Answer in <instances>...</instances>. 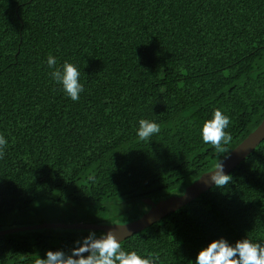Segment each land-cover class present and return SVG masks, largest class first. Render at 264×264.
<instances>
[{
    "label": "trees",
    "instance_id": "obj_1",
    "mask_svg": "<svg viewBox=\"0 0 264 264\" xmlns=\"http://www.w3.org/2000/svg\"><path fill=\"white\" fill-rule=\"evenodd\" d=\"M50 55L80 70L78 101L51 80ZM215 109L230 118L224 153L199 135ZM263 118L264 0H0V229L147 210ZM140 119L160 133L138 141ZM227 174L122 248L193 264L212 240L264 242V139ZM89 231L0 235V264L68 252Z\"/></svg>",
    "mask_w": 264,
    "mask_h": 264
},
{
    "label": "clouds",
    "instance_id": "obj_2",
    "mask_svg": "<svg viewBox=\"0 0 264 264\" xmlns=\"http://www.w3.org/2000/svg\"><path fill=\"white\" fill-rule=\"evenodd\" d=\"M46 64L50 69L51 80L59 85L60 91L71 101H78L84 87L77 66L67 61L57 66L56 57L51 55ZM229 124L230 118L227 115L219 109L213 110L211 118L205 120L199 129L202 142L212 145L218 153H224L225 146L233 139L231 133L226 131ZM160 131L161 126L157 122L140 119L135 135L138 141H145ZM7 145L8 139L0 134V156H3ZM206 175V183L218 189L228 185L231 180V176L224 172L221 159ZM35 264H158V258L142 256L136 251H125L120 237L109 229L99 236L90 230L81 240L74 241L68 252L46 251L44 258L38 257ZM193 264H264V242H254L246 236L233 243L224 238L212 240L197 252Z\"/></svg>",
    "mask_w": 264,
    "mask_h": 264
},
{
    "label": "water",
    "instance_id": "obj_3",
    "mask_svg": "<svg viewBox=\"0 0 264 264\" xmlns=\"http://www.w3.org/2000/svg\"><path fill=\"white\" fill-rule=\"evenodd\" d=\"M264 139V118L263 120L233 149H231L224 157V172L227 174L236 165H238L254 148ZM213 170V169H212ZM204 173L199 179L191 185L181 188L172 194L163 197L156 204H152L148 200L145 201L149 208L144 211H138L134 214L120 215L107 219L101 223L87 222H42L23 226H15L5 229H0V235L9 234L18 231L42 229V228H70L82 230L100 231L101 234L111 229L120 237V242L125 238L139 232L140 230L159 221L169 213L189 203L200 194L212 187L206 183L207 173ZM99 236V235H98Z\"/></svg>",
    "mask_w": 264,
    "mask_h": 264
}]
</instances>
